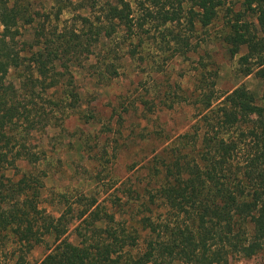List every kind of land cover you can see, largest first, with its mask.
Returning <instances> with one entry per match:
<instances>
[{"label":"trees","instance_id":"1","mask_svg":"<svg viewBox=\"0 0 264 264\" xmlns=\"http://www.w3.org/2000/svg\"><path fill=\"white\" fill-rule=\"evenodd\" d=\"M27 1L0 0V264H30L27 254L36 246L47 251L36 264H230L258 254L264 264V94L258 104L245 85L220 95L200 79L192 131L159 157L150 191H133L137 198L128 210L135 223L117 221V210L84 197L76 208L64 198L62 214L52 216L39 207L38 176L22 173L14 181L4 172L18 170L19 159L34 167L41 159L20 140L35 129L21 91L36 81L45 93L58 91L49 104L75 110L79 95L68 65L102 36L122 29L140 47L153 27L173 56H184L195 51L198 28L211 25L232 0H54L56 18L71 6L86 10L77 16L85 31L38 32L26 48L16 39L19 24L31 23ZM239 3L238 11L226 8L223 42L231 57L244 48L239 72L264 82V0ZM22 53L30 54L36 77L16 85L7 78L21 66ZM13 153L19 156L10 159Z\"/></svg>","mask_w":264,"mask_h":264},{"label":"rangeland","instance_id":"2","mask_svg":"<svg viewBox=\"0 0 264 264\" xmlns=\"http://www.w3.org/2000/svg\"><path fill=\"white\" fill-rule=\"evenodd\" d=\"M27 4L31 23L19 24L16 39L26 48L38 32L47 35L82 29L77 16L88 14L71 6L56 18L54 0H28ZM226 8L238 11L239 0L227 3L211 25L198 28L192 39V44L197 43L195 51L184 56H173L153 27H148L140 47L139 39H130L122 29L109 38L102 36L89 52L83 51L76 65H68L79 95L75 110H58L49 104L58 91L45 93L36 81L34 87L21 91L35 129L20 140L41 159L36 167L19 159L18 170L8 168L5 176L14 181L22 173L38 176L43 184L39 207L52 216L62 214L64 198L76 208L84 197L97 200L110 212L117 210V221L135 223L138 217L128 210L137 198L133 191H150L159 157H164L179 136L192 131L198 112L193 100L201 89V78L213 83L220 95L245 85L256 102L262 103L264 82L238 70V57L245 49L231 57L223 42L229 18ZM179 27L184 30L183 24ZM22 56L21 66L10 70L7 78L16 85L30 75L36 77L30 54ZM20 124V129L26 126ZM13 156L19 155L9 154L10 159ZM156 214L162 216L161 209ZM68 236L77 243L72 229ZM46 252L44 246H36L27 254V261L36 264ZM261 258L259 254L250 259L232 258L230 264H260Z\"/></svg>","mask_w":264,"mask_h":264}]
</instances>
